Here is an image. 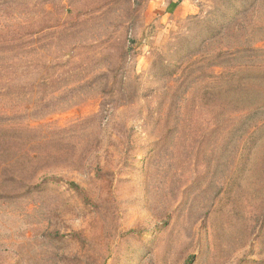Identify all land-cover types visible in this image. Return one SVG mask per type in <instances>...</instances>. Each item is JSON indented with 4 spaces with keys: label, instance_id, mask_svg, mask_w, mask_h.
I'll list each match as a JSON object with an SVG mask.
<instances>
[{
    "label": "rangeland",
    "instance_id": "374dc122",
    "mask_svg": "<svg viewBox=\"0 0 264 264\" xmlns=\"http://www.w3.org/2000/svg\"><path fill=\"white\" fill-rule=\"evenodd\" d=\"M243 2L0 0V264H264V152L206 69Z\"/></svg>",
    "mask_w": 264,
    "mask_h": 264
},
{
    "label": "trees",
    "instance_id": "16d2710c",
    "mask_svg": "<svg viewBox=\"0 0 264 264\" xmlns=\"http://www.w3.org/2000/svg\"><path fill=\"white\" fill-rule=\"evenodd\" d=\"M242 1L244 2L235 16L218 34L219 42L227 47L207 52L210 63L206 64V69L207 66L222 68L221 73L207 77L212 78L211 83L218 88L219 98L224 100L225 113L231 108L241 113L237 123L232 125L233 131L227 139L241 140L247 134L248 141L241 149L242 161L245 162L246 158L251 160L254 159V154L262 155L264 152V147L263 151L249 147L250 140L256 136L257 131L264 129V68L253 69L264 66L257 64L259 59L264 58V47L255 44L264 41V37L257 39L259 34L264 36V23H258L260 19L252 13L256 0L251 5V0ZM205 71L199 70L201 79H204ZM258 122L260 125L256 126ZM260 143L264 144V135L256 137L255 145L259 147Z\"/></svg>",
    "mask_w": 264,
    "mask_h": 264
},
{
    "label": "crops",
    "instance_id": "0c3cea01",
    "mask_svg": "<svg viewBox=\"0 0 264 264\" xmlns=\"http://www.w3.org/2000/svg\"><path fill=\"white\" fill-rule=\"evenodd\" d=\"M157 3H159V1L163 2L164 5V11L168 12V11H175V5H176V0H155Z\"/></svg>",
    "mask_w": 264,
    "mask_h": 264
}]
</instances>
